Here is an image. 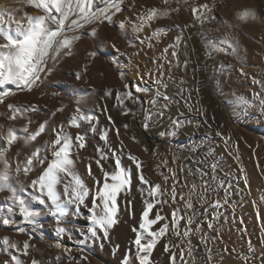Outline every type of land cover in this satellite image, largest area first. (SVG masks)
<instances>
[{
	"label": "rangeland",
	"instance_id": "1",
	"mask_svg": "<svg viewBox=\"0 0 264 264\" xmlns=\"http://www.w3.org/2000/svg\"><path fill=\"white\" fill-rule=\"evenodd\" d=\"M121 8L111 23L95 22L69 33L81 36L71 54L62 52L55 60L49 59L31 90L8 86L13 94L0 102V170L7 162L11 183L32 208L41 211V227L33 232L18 206L12 205L11 193L0 191V215L12 221L9 225L0 222V241L8 237L17 245L9 248L0 243V261H9L16 252L39 264H85V256L92 253L86 246L93 241L88 240L86 245L76 241L85 238L81 230L86 233L88 227L91 196L102 187L103 175L96 165V148L100 147L109 153L108 170H112L114 154L132 172L130 191L122 193L117 201L118 223L114 226L123 248L114 256L120 262L125 253L135 252L132 229L139 226L143 200L147 198L140 191L144 186L129 159L131 154L142 163L146 178L161 184L165 190L162 199L168 201L157 205L150 215L154 218L155 211L160 210L167 218L160 224L169 223V231L152 251L151 264H172V253L175 264H215L217 258L221 261L230 256H242L249 261L246 264H264V219L258 207L264 200V0H122ZM152 9L157 10L155 18L134 33L133 26H139ZM8 11L15 19L24 18V25L27 15L44 14L28 0H0V12ZM246 11L250 14L241 19ZM121 23L125 25L123 30ZM15 27L14 20L0 18V32L14 34ZM93 28L95 36L89 35ZM158 30L162 31L153 35ZM4 42L0 37V44ZM221 47L225 51L218 50ZM91 52L96 56L91 57ZM108 92L111 94L106 95ZM77 109L93 120L79 121V128H69L68 121L77 115ZM12 115L16 118L9 119ZM148 115L151 119L145 128ZM41 124H45V131L35 141L25 142V137ZM61 125L73 140L77 133L87 134L86 147H74L73 158L90 189L86 206H80L78 215L65 218L61 226L69 231L62 235L57 233L55 218L46 207L32 200L37 193L30 186L50 160L51 142L56 136L53 129ZM93 125L96 133L90 131ZM25 126L27 133L22 131ZM9 128L16 129L19 137L10 147L4 139ZM103 132L108 134L107 143L100 140ZM37 149L45 163L34 160L27 175L23 171L17 174V167L22 169ZM173 185L176 203L171 198ZM59 191L63 192V185ZM189 201L191 208L186 207ZM216 201H220L219 207L213 206ZM174 209H178V217H185L179 228H172ZM237 214H248L253 222L250 229L240 223L246 248L239 251L229 240L234 235L232 216L236 219ZM188 217L193 224L185 236ZM197 226L200 231H196ZM20 228L25 231L19 232ZM26 240L32 245L27 255L22 251ZM165 245L169 251H165ZM116 246L109 240L101 249L113 252ZM218 246L221 250L215 249ZM55 252L57 257H53Z\"/></svg>",
	"mask_w": 264,
	"mask_h": 264
},
{
	"label": "snow or ice",
	"instance_id": "2",
	"mask_svg": "<svg viewBox=\"0 0 264 264\" xmlns=\"http://www.w3.org/2000/svg\"><path fill=\"white\" fill-rule=\"evenodd\" d=\"M28 3L42 10L44 14L37 16L27 15L26 25L22 23L24 18L15 19L11 11L6 13L0 12V18L14 20L16 25L14 34L10 31L0 32V37L5 41L0 44V102L3 101L5 96L13 94L8 86L14 85L21 90H31L37 81L41 79V73L46 70L49 59L55 60L62 52L65 55H70L73 44L80 40L81 36L70 35L69 33H77L85 25L95 22L102 24L104 21H108L111 23L112 16L122 11V0H28ZM97 3L103 6L96 7ZM203 7L208 6L204 5ZM193 11H198V9H193ZM156 12V9L150 10L146 18H141L139 26H133V32L137 33L141 31L148 21L155 18ZM249 14L246 11L241 16V19H245ZM119 27L123 30L125 25L121 23ZM159 31L162 30H158L153 35H158ZM89 35L95 36L96 29L93 28ZM177 41H179V37H177ZM221 43H225V41H221ZM218 50L225 51L222 47ZM117 51L119 50L117 49ZM89 55L95 57L96 52H91ZM172 55L175 56L176 52H173ZM77 78H79V74H77ZM110 94V92L106 93V95ZM127 95L131 96V93ZM238 103L247 102L239 100ZM261 104H264V100H261ZM8 107L10 109L13 108L12 105H8ZM31 110L36 111L37 109L32 108ZM61 110L57 109V111ZM19 111V109H15V112ZM124 114H127V112ZM15 118V115L9 117V119ZM150 119L151 115L145 117V128L149 127L147 121ZM92 120V116L85 115L80 109H77V115L69 119L68 127L79 128V121L91 123ZM174 123L177 128L180 126V122ZM45 124H41L38 130L26 136L25 142L35 141L45 131ZM126 127L127 125H125ZM22 131L27 133V126ZM53 131L56 132V136L51 142L52 156L42 174L33 180L30 186L34 193H37L32 196V200L46 207L50 215L55 218L57 233L62 235L69 231L67 228L61 226L65 218L70 215H78L80 206H86L85 202L90 197V189L77 172L73 158L74 147L79 149L86 147L87 134L77 133L73 140L71 134L64 130L63 125L59 129H53ZM90 131L96 133L97 129L93 125ZM172 134L174 135L175 133ZM161 135H164V133H161ZM217 135H220V133H217ZM4 139L9 147L12 146L19 139L17 130L9 128ZM107 139V132L100 134V140L107 143ZM96 152L99 156L96 160V165L103 175L102 187L97 190L95 195L91 196V207L88 208L90 215L87 217L88 227L86 233L81 230L85 238L76 241V243L86 245L88 240H92L94 243L99 242L100 247H103L104 243L110 240V230L118 223L119 206L117 201L122 193L130 191L132 172L122 164L119 156H115L114 154V163L111 165L112 170H108L106 163L110 158L109 153L100 147L96 148ZM39 153V149L33 152L26 160L22 169L18 166L16 169L17 174L23 171L27 175L32 170L34 160H38L41 164H44L45 161L40 157ZM129 159L136 166L138 180L144 186L140 191L142 195L146 193L147 198L143 200L144 207L140 216L139 226L132 229L135 233V239L132 242L135 246V252L125 253L121 264H151L150 257L152 251L161 238L169 231V223L164 222L160 224V222L167 220L165 216L160 214V210L155 211L154 218H150V215L157 205H163L168 201L162 199L165 190L162 189L161 184L151 182L143 174L142 163L138 158L130 154ZM213 168H215V165H213ZM89 174H91V171H89ZM165 180H167V177H165ZM60 185H63L62 193L59 191ZM194 188L195 185H193ZM0 191L11 193L9 199L12 205L18 206L23 220L32 226L33 232H36L41 227L38 222L41 211L32 208L24 196L18 193L17 187L11 183V173L7 162H5V167L0 170ZM170 191L172 202L176 203L177 192L175 185L172 186ZM180 198L182 200L183 196ZM213 206L219 207L220 201H216ZM186 207H192L191 201L186 203ZM8 211L12 212L13 208L9 207ZM0 212H3L2 208H0ZM177 212L178 209H174L172 212V228H179L180 221L185 219L183 216L178 217ZM0 222L3 225L12 223L9 218L3 215H0ZM157 224H160V227L154 229V226ZM192 224L193 219L188 217L184 231L185 236L189 235V232L192 230ZM208 227L212 228L213 225L209 223ZM18 231L23 233L25 229L20 228ZM196 231H200L199 226H197ZM176 234L179 235V232L177 231ZM0 243L9 248L17 247L15 243L10 242L8 237H4ZM249 246L251 248V245ZM30 247L32 245H30L29 241L23 242L22 251L25 255L28 254ZM164 247L165 251H169L168 245ZM117 251L118 246L113 248V254ZM170 258L172 264H175V253H172ZM0 264H22V262L18 257L13 255L10 261H0ZM32 264H39V262L33 259Z\"/></svg>",
	"mask_w": 264,
	"mask_h": 264
},
{
	"label": "bare ground",
	"instance_id": "3",
	"mask_svg": "<svg viewBox=\"0 0 264 264\" xmlns=\"http://www.w3.org/2000/svg\"><path fill=\"white\" fill-rule=\"evenodd\" d=\"M259 201V200H258ZM259 205V204H258ZM261 208V214H262V217L261 219L263 218L264 219V200L262 202H260V206H258ZM256 210V209H255ZM259 211V210H258ZM248 212V211H247ZM250 213V212H249ZM260 215V213H259ZM250 216H240V214L236 216V219L234 218V216H232V220L234 222V235L232 237V239H229L231 243H233V246L235 247V251H239V250H244V248H246L244 246V240L242 239L243 238V235L242 233L239 231V227H241L242 225H240V223H245L249 229L250 227H252V223L250 221ZM256 218V217H254ZM254 218H252L254 220ZM257 219V218H256ZM258 220H260L258 218ZM257 221V220H256ZM238 222V224H237ZM253 230V228H251ZM252 234V232H251ZM110 241L115 243L117 246H118V249H122L123 248V244H122V240L120 239L119 237V234H118V228L116 226H113L112 229L110 230ZM222 239V238H221ZM228 240V241H229ZM227 241V242H228ZM217 242V241H215ZM226 242V243H227ZM229 243V242H228ZM227 243V244H228ZM226 245V244H225ZM217 246V244H216ZM223 246V245H222ZM224 247V246H223ZM244 247V248H243ZM87 250L89 249L92 250V253H91V256H88L86 255L85 259H86V262L85 264H121V262L118 260V258H116L113 254V252L109 249L108 251H102L101 247H100V243L99 242H91L90 245H87L86 246ZM230 248V247H229ZM215 249H220L219 246L218 248L215 247ZM221 250V249H220ZM224 250V249H223ZM222 250V251H223ZM230 250V249H229ZM228 250V251H229ZM227 251V250H225ZM121 252V251H120ZM14 255L16 257H18L21 262L23 261L25 264H32V260L33 258H29L27 256H24V255H19L17 254L16 252H13ZM81 255V254H80ZM233 255V254H232ZM58 256V252H55L53 254V257H57ZM237 256V255H236ZM220 258H217L216 259V263L215 264H246L248 263L249 261L245 260V258H243L242 256L240 257V259H235L233 256L231 257H227V258H223L221 261H219ZM89 260H92V263L89 262ZM10 261V260H9ZM255 263V262H254Z\"/></svg>",
	"mask_w": 264,
	"mask_h": 264
}]
</instances>
